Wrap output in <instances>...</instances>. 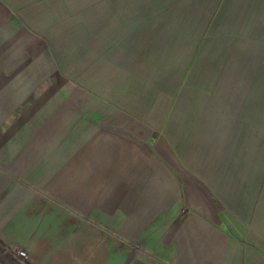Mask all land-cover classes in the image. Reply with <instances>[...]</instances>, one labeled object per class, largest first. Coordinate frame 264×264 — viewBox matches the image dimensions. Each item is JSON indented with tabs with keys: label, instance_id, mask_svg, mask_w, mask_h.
Segmentation results:
<instances>
[{
	"label": "rangeland",
	"instance_id": "obj_1",
	"mask_svg": "<svg viewBox=\"0 0 264 264\" xmlns=\"http://www.w3.org/2000/svg\"><path fill=\"white\" fill-rule=\"evenodd\" d=\"M147 3L154 23L121 24L120 0H0V264H94L71 231H47L60 219L179 264L150 246L127 192L110 209L100 179L74 205L88 184L60 183V155L145 178L160 165L178 181V215L264 251V0Z\"/></svg>",
	"mask_w": 264,
	"mask_h": 264
},
{
	"label": "crops",
	"instance_id": "obj_2",
	"mask_svg": "<svg viewBox=\"0 0 264 264\" xmlns=\"http://www.w3.org/2000/svg\"><path fill=\"white\" fill-rule=\"evenodd\" d=\"M146 2L148 0H120L119 7L123 9L121 12L124 18L116 19L115 22L121 24L154 23V18L145 15L143 10L152 7ZM111 6L113 7V4ZM88 125L89 127L80 128L79 126L77 129L75 128L74 134H89L88 130H91L90 125L92 123ZM73 148H75L73 151L76 150L79 154L80 145L76 144ZM64 150L65 147L60 146V152L63 153ZM60 162H62V166L60 165V183L70 174L73 177L82 178V182L88 184L87 187L76 184L73 187L74 196L72 199H76L77 202L74 204L76 206L80 205L78 202L80 197L77 194L88 192L90 198L95 197L96 183L100 179H103L106 185L104 191L108 201H111L108 205L110 209L115 208V204L112 202L114 189L127 192V194L122 192L123 196L128 198L125 207L127 213L134 215L137 218L135 220L144 225L142 231L148 238L152 236L156 239L150 242V246L163 258L179 264H264V251L254 246L247 237L248 234L239 233L244 235L246 239L245 242L240 243L224 231L215 229L216 227L212 226L211 228L203 222L199 223L200 225H194V220L200 218L203 221L199 215H193V213L184 216L178 215L177 205L180 199L178 181L174 175H165L166 172L162 174L160 165H155L157 168L154 166L156 171L152 172L153 176L145 178V171L120 169L113 172L112 164L108 167L100 166L95 159H81V155L74 156L72 160L67 161L63 160L62 155H60ZM119 164L118 168L123 169L125 167L123 161H120ZM98 167L103 168V170L98 171ZM114 174L116 176L115 183L117 185L123 183L126 185L125 188L124 185L119 188L113 187ZM144 185L148 186L144 187ZM150 185L152 186L150 187ZM140 187H142L143 192L139 191ZM185 194L187 199V188ZM61 220L60 224L48 225L47 231L50 233L57 232L59 238H61L60 233L71 231L72 236L68 241L73 239L74 247L81 249L78 254L82 253L89 257L88 262L90 263L150 264L141 257H131L128 244L125 241L114 239L95 227L85 224L79 227L71 225L70 228H65L61 224Z\"/></svg>",
	"mask_w": 264,
	"mask_h": 264
},
{
	"label": "built area",
	"instance_id": "obj_3",
	"mask_svg": "<svg viewBox=\"0 0 264 264\" xmlns=\"http://www.w3.org/2000/svg\"><path fill=\"white\" fill-rule=\"evenodd\" d=\"M18 254L21 257H27L28 256V251L23 249V248H20V249H18Z\"/></svg>",
	"mask_w": 264,
	"mask_h": 264
},
{
	"label": "bare ground",
	"instance_id": "obj_4",
	"mask_svg": "<svg viewBox=\"0 0 264 264\" xmlns=\"http://www.w3.org/2000/svg\"><path fill=\"white\" fill-rule=\"evenodd\" d=\"M153 253V252H152Z\"/></svg>",
	"mask_w": 264,
	"mask_h": 264
}]
</instances>
